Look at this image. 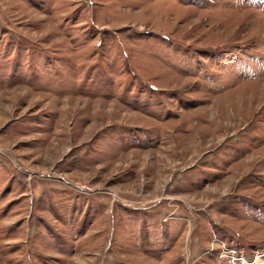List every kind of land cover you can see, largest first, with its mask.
Instances as JSON below:
<instances>
[{
	"label": "rangeland",
	"instance_id": "obj_1",
	"mask_svg": "<svg viewBox=\"0 0 264 264\" xmlns=\"http://www.w3.org/2000/svg\"><path fill=\"white\" fill-rule=\"evenodd\" d=\"M0 264H264V0H0Z\"/></svg>",
	"mask_w": 264,
	"mask_h": 264
},
{
	"label": "bare ground",
	"instance_id": "obj_2",
	"mask_svg": "<svg viewBox=\"0 0 264 264\" xmlns=\"http://www.w3.org/2000/svg\"><path fill=\"white\" fill-rule=\"evenodd\" d=\"M203 122V121H202Z\"/></svg>",
	"mask_w": 264,
	"mask_h": 264
}]
</instances>
